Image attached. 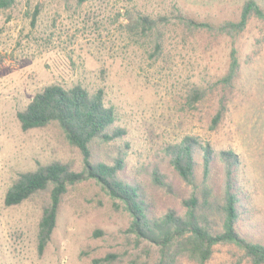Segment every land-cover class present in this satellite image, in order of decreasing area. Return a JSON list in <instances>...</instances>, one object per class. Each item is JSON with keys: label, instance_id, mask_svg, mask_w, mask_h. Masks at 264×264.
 <instances>
[{"label": "rangeland", "instance_id": "374dc122", "mask_svg": "<svg viewBox=\"0 0 264 264\" xmlns=\"http://www.w3.org/2000/svg\"><path fill=\"white\" fill-rule=\"evenodd\" d=\"M244 1L15 0L1 11L0 264H154L158 258L152 243L128 230L131 216L123 203L94 178L68 186L42 253L36 235L48 190L5 205L20 172L53 160L82 166L79 150L56 123L23 130L17 119L16 112L50 83L103 89L115 124L126 133L108 144L95 142L94 155L108 160L120 150L123 175L143 186L157 212H182L180 200L192 191L174 172L168 145L192 136L214 150L231 149L251 221L264 235V19L250 18L234 37L217 29L239 18ZM256 1L264 8V0ZM141 15L157 19L156 25L145 31L135 26ZM180 15L208 26L188 27ZM232 47L239 66L225 82ZM195 89L202 94L197 100ZM218 109L222 117L212 128ZM155 167L170 190L153 183ZM107 254L115 258L94 262ZM174 264L200 263L182 255ZM203 264L252 263L237 245L217 243Z\"/></svg>", "mask_w": 264, "mask_h": 264}, {"label": "trees", "instance_id": "16d2710c", "mask_svg": "<svg viewBox=\"0 0 264 264\" xmlns=\"http://www.w3.org/2000/svg\"><path fill=\"white\" fill-rule=\"evenodd\" d=\"M77 1L81 3L85 0ZM14 3L15 0H0V13ZM37 13L38 9L35 8L33 21ZM252 17L264 19V8L256 0H245L239 18L226 20L217 29L234 37L245 29ZM179 19L188 27L208 26L207 23L183 15ZM156 23L157 19L141 15L133 24L145 31ZM156 48H159L158 44ZM236 54V48L232 47L228 71L223 77L225 82H230L236 74L239 66ZM201 96L198 89L193 91V100ZM16 116L23 130L56 123L82 157L79 170L67 162L53 160L39 164L33 170L20 172L5 192V205H14L48 190V201L38 221L36 237L39 253L44 251L50 240L62 196L68 186L94 178L129 212L131 220L128 230L138 240L145 239L157 248L158 258L154 264H174L182 255L203 264L212 255L217 243L235 244L252 264H264V235L251 221L249 197L240 187L238 178L240 162L231 149L214 150L210 144H203L192 136H185L179 142L168 145L166 150L174 172L192 186V191L180 200L182 212L173 207L157 212L143 186L123 175L126 163L120 150L108 160L94 155L92 145L95 142L108 144L126 133L123 127L115 124L114 107L106 105L102 88L91 93L79 83L71 86L50 83L37 91L16 112ZM221 117L222 110L218 109L211 120L212 128ZM151 175L154 184L170 190V184L156 167L151 170ZM114 205L118 206L116 202ZM215 217L220 228L215 226ZM114 258L115 255L107 254L94 262H111Z\"/></svg>", "mask_w": 264, "mask_h": 264}]
</instances>
